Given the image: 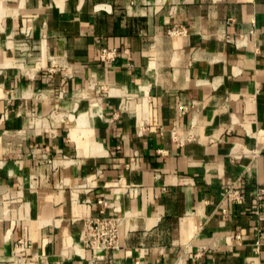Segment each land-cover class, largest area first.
Listing matches in <instances>:
<instances>
[{"label": "crops", "instance_id": "crops-1", "mask_svg": "<svg viewBox=\"0 0 264 264\" xmlns=\"http://www.w3.org/2000/svg\"><path fill=\"white\" fill-rule=\"evenodd\" d=\"M102 210L118 250L81 243ZM263 234L264 0H0V264H264Z\"/></svg>", "mask_w": 264, "mask_h": 264}, {"label": "built area", "instance_id": "built-area-1", "mask_svg": "<svg viewBox=\"0 0 264 264\" xmlns=\"http://www.w3.org/2000/svg\"><path fill=\"white\" fill-rule=\"evenodd\" d=\"M117 56V51L104 49L101 51L100 58L103 62L111 64ZM226 197L237 204L243 201V195L238 188L228 189ZM122 225V219L107 217L104 210H102L101 216L85 223L80 239L81 243L86 249L97 252L118 250L120 248V229ZM263 241L264 234L260 236L257 249L262 246Z\"/></svg>", "mask_w": 264, "mask_h": 264}]
</instances>
